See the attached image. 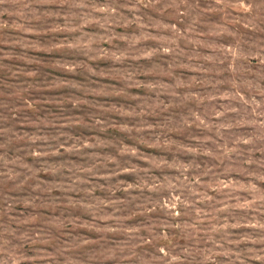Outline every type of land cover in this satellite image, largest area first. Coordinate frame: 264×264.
Masks as SVG:
<instances>
[{
  "label": "rangeland",
  "instance_id": "1",
  "mask_svg": "<svg viewBox=\"0 0 264 264\" xmlns=\"http://www.w3.org/2000/svg\"><path fill=\"white\" fill-rule=\"evenodd\" d=\"M0 264H264V0H0Z\"/></svg>",
  "mask_w": 264,
  "mask_h": 264
}]
</instances>
